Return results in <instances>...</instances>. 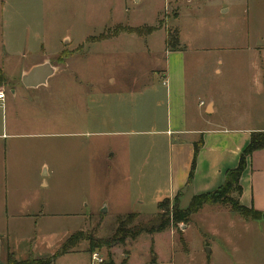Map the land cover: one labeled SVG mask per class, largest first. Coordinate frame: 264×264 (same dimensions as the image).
<instances>
[{
	"label": "rangeland",
	"instance_id": "obj_1",
	"mask_svg": "<svg viewBox=\"0 0 264 264\" xmlns=\"http://www.w3.org/2000/svg\"><path fill=\"white\" fill-rule=\"evenodd\" d=\"M229 6L230 12L224 13L222 10ZM258 8H264V0H8L5 9L11 15V31L19 32L26 25L33 31L42 27L41 34L45 32L55 43L65 36L77 42L96 34L87 40L94 42L129 35L123 37V42L104 43L88 55L83 53L69 60L66 72L77 71L76 74H59L56 81H50L61 82L66 76L77 77L83 83L82 121L71 127L69 120L73 116L59 101V91L52 85V91H46V117L68 120V132H91L46 142V160L56 172L46 175L49 186L42 188L43 214L14 217L0 209V246L14 247L19 258L25 256L29 246L36 255H46L69 232L80 231L82 239L76 245L79 261L91 264V238L104 241L112 237L120 217L127 228L147 223L161 212L169 214L174 199L165 200L162 209L155 200L168 191L171 142L177 138L169 140L164 132L166 86L163 76L155 72L168 62L163 51L165 34L167 38L168 33L173 36L175 30L180 32L181 41L172 49H184L181 55L189 95L200 97L199 101L216 102L217 112L213 115H206L201 107L204 126L207 122L231 126L243 118L242 126L254 127L259 125L264 110V94L259 96L251 83L247 53L223 48L222 39L226 38V44L231 46L233 38L244 31L251 35L264 30L262 20L258 24L257 18L264 10ZM141 27L152 36H138L134 30ZM221 58L223 65L217 63ZM51 61L61 64L58 58ZM63 83L68 85L67 81ZM132 93L138 94L134 108ZM54 127L58 122H51L47 131L60 130ZM95 130L97 135L92 133ZM190 200V193H184L180 207H187ZM209 207L223 209L220 205ZM132 213L138 216L130 217ZM191 222L172 225L177 246H199L202 240L208 243L207 251L217 246L216 237L204 236L193 226L180 234ZM168 234L154 246L152 234L143 232L135 239L128 237L93 251L104 259L103 263L131 254L133 263L141 264L153 258L156 247L163 253L171 246ZM57 264L66 263L60 259Z\"/></svg>",
	"mask_w": 264,
	"mask_h": 264
},
{
	"label": "crops",
	"instance_id": "obj_2",
	"mask_svg": "<svg viewBox=\"0 0 264 264\" xmlns=\"http://www.w3.org/2000/svg\"><path fill=\"white\" fill-rule=\"evenodd\" d=\"M7 1L0 0V71L3 75V79L0 80V91L5 93V100L0 106V209L14 217L34 216L37 213L43 214L42 188L49 186L46 175L49 177L56 172V168L48 159L46 160V146L49 145L46 142L51 141L49 140L51 138L77 137L89 135L91 132H78L72 129L68 132L66 131L68 120L61 116L57 121H55L56 118L46 117V99L48 98L46 91H52L50 89L52 85L59 91V101L65 103L64 106L69 110V115L73 116L69 120L71 127L75 128L82 121L83 83L77 77L67 78L66 76L61 82L52 84L50 81H56L59 74L60 77L64 73H68L69 76L76 74L77 71L66 72L69 60L76 59L83 53L88 55L87 53L96 51L97 46L104 43L123 42V37L129 34L113 35L106 40L94 42H87V40L96 34L77 42L71 36H65L55 43L52 38L46 37L45 32L41 34L42 27L33 31L31 26L26 25L19 32L11 31L8 21L11 15H7L5 9ZM258 9L264 10V8ZM230 10L229 6L222 11L229 13ZM257 18L258 24H260L259 20H262L261 25L264 28L263 12ZM150 36L152 35H144L147 39ZM226 40V38L222 39L225 42L222 43L223 48L241 50L249 56L251 83L254 88H257V94L262 96L264 94V30H258L257 34L254 32L251 35L244 31L233 38L231 46L226 44ZM163 51L168 62L164 69H157L155 72L163 76V85L166 86L167 129L164 132L169 140L174 136L177 138L171 142L170 169L172 171L169 188L165 195L155 198L157 207L165 199H174L178 195H180L181 204L184 193L186 195L190 193L192 199L195 195L217 189L224 183L226 172L238 166L252 133L264 132V110L257 122L259 125L254 127L242 126L243 118L235 120L231 126L210 122L204 126L205 121L201 119V107L206 115H213L217 112L215 100L210 99L206 102L200 99L199 101L200 97L192 98L189 95L181 55L184 49H168L166 34ZM24 58L32 60L27 63L18 61ZM54 58L63 61L59 65H54L51 61ZM47 61L54 68L47 81L36 86L25 85L24 76L33 67ZM217 63L223 65L224 59H219ZM216 69L221 72V68ZM42 75L43 73L38 74L37 82ZM66 81L68 85L63 83ZM111 81L114 83V79ZM53 94L50 93L51 96ZM137 96L138 94L132 93L133 108L136 107ZM51 122H58V127L54 128L60 130L47 131ZM92 133L98 134L96 130ZM186 136L189 137L186 138ZM201 139L203 145L197 156L193 179L189 181L194 146ZM88 147L91 149L92 143ZM240 183L242 186L240 202L264 212V148L254 151L248 157L247 167L241 176ZM134 213L141 214L139 211ZM191 226L196 227V230L204 236L216 237L217 246H210L207 251L208 243H203V240L199 246H177L176 233L174 228H171L152 234V246H154L159 238L170 233L168 235L171 246L166 248L167 251L164 249L161 253L162 249L156 247L153 258L145 259L141 264H264V219H245L226 208L217 210L207 206L192 216L191 224L185 225L180 234L183 235ZM71 234L73 233L69 232L62 242L54 246V249L52 248L46 255H36L33 247L29 246L25 256L23 258L17 256V258L26 259L31 252L38 257L52 256ZM138 245L139 243L135 246ZM4 248L5 246H0V264H5ZM12 250L16 253L14 247ZM79 253L80 250L76 247L71 252L58 257L54 264H57L60 259H63L66 264H81ZM132 263V255L123 254L114 258L113 261L102 264ZM91 264L96 263L91 262Z\"/></svg>",
	"mask_w": 264,
	"mask_h": 264
},
{
	"label": "trees",
	"instance_id": "obj_3",
	"mask_svg": "<svg viewBox=\"0 0 264 264\" xmlns=\"http://www.w3.org/2000/svg\"><path fill=\"white\" fill-rule=\"evenodd\" d=\"M145 27L136 28L134 31L139 36L147 35ZM166 44L168 49H172L174 46L179 45V31L175 30V35L172 36L167 34ZM63 61L62 59H60ZM3 79V75L0 71V80ZM203 145V140L196 142L194 146V158L192 161V167L189 175V181L193 179L196 160L198 153ZM264 148V132H253L251 139L247 147L242 152L239 164L236 168L230 169L226 172V177L224 183L217 189L210 192L202 193L193 196L189 205L186 208H181L179 203V196L174 198L173 210L169 212H161L153 219L144 224H138L135 226L123 227L124 222L122 217L119 220V226L115 234L104 241H96L91 238V253L93 249L99 246H110L116 241H123L124 239L130 237L135 239L139 234L146 232L149 234H155L158 232H163L172 227L173 224H178L180 222L186 224L192 220V216L203 208L207 206L220 205L223 208L230 210L233 213L240 215L245 219L250 220H261L264 219V212L256 210L254 207H248L240 202V197L242 194V186L240 183L241 176L245 171L248 163V157L251 156L254 151ZM237 195L234 198L233 195ZM169 200V199H165ZM164 200V201H165ZM158 204V209L163 208V202ZM164 210V209H163ZM167 213V214H166ZM136 214H129L130 217H135ZM138 216V215H136ZM123 227V228H121ZM81 232H75L72 234L62 246L50 257H38L32 252L26 259H18L16 253L12 250L10 246H5L4 248V260L5 264H54L58 257L71 252L76 248L77 243L82 239ZM153 250V249H152Z\"/></svg>",
	"mask_w": 264,
	"mask_h": 264
},
{
	"label": "water",
	"instance_id": "obj_4",
	"mask_svg": "<svg viewBox=\"0 0 264 264\" xmlns=\"http://www.w3.org/2000/svg\"><path fill=\"white\" fill-rule=\"evenodd\" d=\"M53 67L47 61L41 65L33 67L23 78V82L27 86H36L44 84L47 78L53 73ZM43 73L41 79L37 82L36 78L38 74Z\"/></svg>",
	"mask_w": 264,
	"mask_h": 264
},
{
	"label": "built area",
	"instance_id": "obj_5",
	"mask_svg": "<svg viewBox=\"0 0 264 264\" xmlns=\"http://www.w3.org/2000/svg\"><path fill=\"white\" fill-rule=\"evenodd\" d=\"M5 100V93L3 91H0V106H2V102ZM92 262L96 264H102L104 262V259L97 253H92Z\"/></svg>",
	"mask_w": 264,
	"mask_h": 264
}]
</instances>
